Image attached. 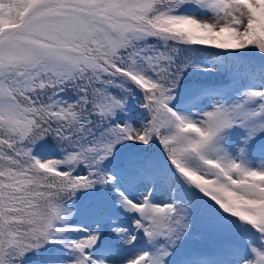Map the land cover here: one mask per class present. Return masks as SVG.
<instances>
[{
  "label": "snow or ice",
  "instance_id": "6c2138e0",
  "mask_svg": "<svg viewBox=\"0 0 264 264\" xmlns=\"http://www.w3.org/2000/svg\"><path fill=\"white\" fill-rule=\"evenodd\" d=\"M0 264H264V0H0Z\"/></svg>",
  "mask_w": 264,
  "mask_h": 264
}]
</instances>
